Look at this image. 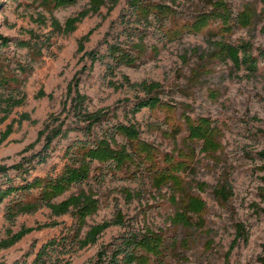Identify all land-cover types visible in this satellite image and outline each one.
<instances>
[{"label": "rangeland", "instance_id": "1", "mask_svg": "<svg viewBox=\"0 0 264 264\" xmlns=\"http://www.w3.org/2000/svg\"><path fill=\"white\" fill-rule=\"evenodd\" d=\"M225 1L231 13L226 20L215 16L203 24L199 32H185L169 42L159 41L157 54L150 53L136 66L122 64L113 74L107 68L110 59L96 61L92 70L87 69L82 74L80 83L82 91L88 95L90 110L110 109L116 112L114 122H137L143 139L162 152L182 158L180 148L184 152L194 149L192 159L182 158L190 161L189 168L181 172L187 183L183 189L205 201L206 208L201 211L205 226L193 231L196 240L190 247L180 248L169 256L168 262L172 264H259L258 257L263 250L264 168L260 151L264 148V0ZM90 2L77 0L54 7L49 4L50 0H0V33L10 39L8 45L0 41V64L9 76L18 72V63L33 66L32 71L21 75L24 82L19 87L27 95L26 102L16 106L0 123L1 138L15 120L13 131L0 143V165L17 163L43 148L44 136L38 139L40 130L52 113L62 110L70 81L85 64H91L89 56L78 51L80 38L93 28L86 49H97L101 53L107 51L108 41H115L118 35L124 38L121 15L128 8V0H120L112 10L108 1L98 12L90 11L69 33L52 24L55 18L65 27L66 21L88 9ZM175 5L181 10L179 22L195 20L203 11L212 14L218 11L200 0H177ZM157 29L149 30L150 44L158 41ZM32 33L37 35L35 39L45 42L42 54L18 44L19 40L30 39ZM242 44L248 46L254 57V69L249 68V62L238 64L226 51V45ZM123 74H128L133 81L161 82L162 96L175 103L176 108L165 106L163 111L152 112L144 107L133 113L138 97L144 93L127 84L120 86ZM41 89L47 94L39 97ZM23 112L29 114L30 119L20 124L16 119ZM183 113L194 119L209 118L217 128L216 133L188 141ZM169 116L170 123L166 122ZM107 126L105 123L103 127H96V133L101 135ZM80 137H83L82 132L75 130L67 138H57L47 162L38 164L29 177L45 175L53 167L60 170L67 160L66 148ZM118 138L124 141L122 136ZM206 142L216 146L206 149ZM5 177L0 173V187ZM91 185L97 192L100 207L88 217V225L113 219L118 210L125 215L126 224H114L105 229L95 244L75 253L70 264H90L103 244L147 224L164 230L170 238H182L192 232L172 222L179 204L168 198V187L158 191L142 173L129 178L109 174L103 184L92 180ZM77 189L73 187L57 200ZM126 189L135 196L130 198ZM4 208L5 203L0 212V231L5 236L9 223L4 218ZM52 220L61 223L42 227ZM73 221L70 214L53 215L48 207L20 214L14 230L22 226H32L34 230L14 245L0 248V264H33L40 247L59 235L65 226L70 227ZM88 228L86 226L85 230ZM207 230L211 233H206ZM241 231L244 235L237 238ZM50 254L48 258L55 259L56 252Z\"/></svg>", "mask_w": 264, "mask_h": 264}, {"label": "trees", "instance_id": "2", "mask_svg": "<svg viewBox=\"0 0 264 264\" xmlns=\"http://www.w3.org/2000/svg\"><path fill=\"white\" fill-rule=\"evenodd\" d=\"M76 1L50 0L49 4L59 7ZM108 1L110 10L120 2V0H91L89 8L70 17L65 27H61L55 18L52 24L67 33L72 32L76 29L78 21L85 18L90 11L98 12ZM200 1L209 3L218 11L213 14L211 11H203L197 14L195 20L179 22L181 10L175 5L177 0H128V8L121 15L124 38L118 35L115 41H108L105 53L97 49H86V42L90 39L93 28L80 38L78 51L83 52V56H89L91 64L90 66L85 64L70 81L62 110L59 113H52L44 128L40 130L38 139L44 136L43 148L31 156L22 157L17 163L0 165V173L6 176L4 185L0 187V212L2 204L5 203L4 218L9 223L5 236L0 231V248L14 245L34 230L32 226H22L14 230L13 226L20 214L35 213L43 207H48L53 215L70 214L74 221L70 227L65 226L59 235L52 237L40 247L33 264H70L72 256L86 246L95 244L105 229L114 224L121 226L126 224L125 215L118 210L113 219L88 225V217L100 207L99 197L91 181L103 184L109 174L113 177L129 178L137 177L142 173L150 179L158 191L168 187L170 190L168 198L179 204V208L171 217L172 222L181 224L189 231L192 229V232L182 238H170L164 230L148 224L139 229H130L103 244L90 264H172L168 262L169 256L180 248L190 247V243L196 240L193 231L198 228L203 229L205 226L201 211L206 208V203L201 197L184 192L183 186L187 183L181 174L190 166V161L182 158L188 156L192 159L194 149L191 152H184L180 148L182 158H178L173 153L162 152L155 144L143 139L137 122H114L112 119L116 116V112L112 113L110 109L90 110L87 105L88 95L82 91L80 83L82 74L87 69L92 70L96 61L103 62L107 58L110 59L107 68L113 74L122 64L136 66L146 60L150 53L157 54L160 50L159 41L169 42L185 32H199L203 24H207L212 17L220 16L225 20L230 17V9L225 0ZM151 27L158 28L159 38L157 42L150 44L147 36ZM35 38L37 35L32 33L30 39L19 40L18 44L32 51L38 50L42 54L45 42ZM9 40L0 33L2 44L8 45ZM222 46L225 44L222 43ZM226 47V51L230 52L238 64L249 62V68H255L256 62L248 46L242 44L226 45ZM17 68L18 72L9 76L4 72V66L0 64V112H3L0 123L10 116L16 106L26 102L27 95L19 87L24 82L21 75L32 71L33 66L21 62L18 63ZM120 83V86L127 84L144 93L143 96L138 97L139 100L132 109L133 113L141 111L144 107H148L152 112L163 111L165 106L174 105L176 108L175 103L162 96L164 89L161 82L133 81L128 74H123ZM46 94V91L41 89L37 96ZM49 95L53 96L52 93ZM183 114L189 133L188 141H196L205 138L208 134L216 133L217 128L213 127L209 118L194 119L187 113ZM168 118L170 119L166 122H172L171 116ZM25 119H30V116L23 112L16 120L21 124ZM14 121L3 133L0 143L13 131ZM105 123L108 124L107 128L102 130L101 135L97 134L96 127H103ZM75 130L81 131L83 137L77 138L68 145L65 150L67 160L61 169L57 171L53 167L45 175L30 178L31 171L38 164L47 162L54 141L57 138L69 137L70 132ZM178 131L179 127L176 128L175 133ZM118 135L123 137V142L119 141ZM210 145L216 146L214 143ZM210 145L206 142L205 148L210 149ZM260 155L264 168V148L260 151ZM10 170L13 172L10 173ZM17 178H20V181L17 182ZM75 186L78 188L76 191L57 200V197ZM125 191L130 198L135 196V193L128 189ZM262 210L264 212V207ZM195 215L199 216L196 217L198 220ZM60 223L61 221L52 220L42 227L56 226ZM86 226L89 228L85 230ZM205 232L210 234L211 230ZM243 235L241 231L237 238ZM53 252L57 254L55 259L48 258ZM64 255L69 257H62ZM258 261L259 264H264V243Z\"/></svg>", "mask_w": 264, "mask_h": 264}]
</instances>
